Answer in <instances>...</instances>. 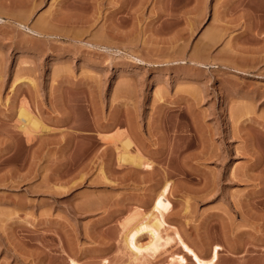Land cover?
I'll list each match as a JSON object with an SVG mask.
<instances>
[{
  "label": "rangeland",
  "instance_id": "374dc122",
  "mask_svg": "<svg viewBox=\"0 0 264 264\" xmlns=\"http://www.w3.org/2000/svg\"><path fill=\"white\" fill-rule=\"evenodd\" d=\"M165 184L202 258L264 264V0H0V264H177L123 242Z\"/></svg>",
  "mask_w": 264,
  "mask_h": 264
},
{
  "label": "bare ground",
  "instance_id": "6f19581e",
  "mask_svg": "<svg viewBox=\"0 0 264 264\" xmlns=\"http://www.w3.org/2000/svg\"><path fill=\"white\" fill-rule=\"evenodd\" d=\"M20 115L26 117V122L29 125H33L35 130L39 127L37 122L33 120V118L26 112V110L21 109ZM25 127L26 126L23 127L24 130H27L25 129ZM120 146L122 149V151L119 149L121 152L119 151L120 154L118 153V162L120 164L126 165L128 163L131 166H137L146 170L152 169L151 164H147L146 162L144 163L142 157L138 155L131 156L129 154L130 152L128 150L132 146V141L129 136H124V139L120 143ZM170 188L171 187L169 184H165L160 189V191L157 192L152 200L151 210L147 215L145 214L146 216H143L138 221L135 219V223L133 221V218V220L130 219L133 222V225H130V228H128L123 235V242L126 249L129 250L130 253L134 255L133 257L136 259V257L138 258L142 254V256H144V254H150L149 256H152L153 254L157 253L159 249H161L162 247L164 248L165 244L167 245V243L170 244L171 241L172 243L175 241L176 244H178L177 246L182 250L185 256L181 254L171 257V262L175 261V263L177 264H189L190 262L191 264H216L219 259L220 251L222 250L221 246L213 245L210 250L209 258H202L199 253L196 252L195 248L190 246L183 239L182 235H180L177 230L172 228L173 226H171L172 229H170V225L166 222V215L170 213V210L173 206L168 196L170 193ZM130 220L128 223L131 222ZM169 230H174L172 236L168 234ZM144 233L148 234L149 238L148 242L145 244L139 242L138 240L139 236H142ZM188 259L190 260L189 263ZM73 264H76V262Z\"/></svg>",
  "mask_w": 264,
  "mask_h": 264
}]
</instances>
